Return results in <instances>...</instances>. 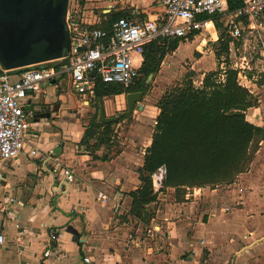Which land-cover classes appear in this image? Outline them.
<instances>
[{
	"label": "crops",
	"instance_id": "1",
	"mask_svg": "<svg viewBox=\"0 0 264 264\" xmlns=\"http://www.w3.org/2000/svg\"><path fill=\"white\" fill-rule=\"evenodd\" d=\"M81 1L83 21L95 25L115 12L128 11L129 17L138 10L144 18L162 13L159 0H94L90 4L100 14L90 8L93 0ZM242 24L250 34L264 31L246 17ZM18 70H10L12 80ZM244 79L247 84H241L258 99L246 118L264 130V75ZM42 87L44 92L29 93L26 99L31 129L25 149L2 167L0 230L6 242L0 247V264H264V135L247 171L217 186H225L223 190H161L154 184L157 199L148 205L149 224H143L129 213V193L141 185L138 170L152 142L158 108L153 107L154 127L139 112L142 116L127 133L132 140L121 142V149L102 161L97 158L109 152L105 146L94 155L79 150L88 125L78 124L79 107L91 105L95 97L69 95L63 91H68L66 83L55 78ZM104 108L107 116L111 106L105 102ZM37 146L53 150V159L71 168L76 180L66 182L50 162L30 156ZM7 197L21 203L9 213L1 211ZM152 226L156 232L149 236ZM47 251L49 256L44 255Z\"/></svg>",
	"mask_w": 264,
	"mask_h": 264
},
{
	"label": "trees",
	"instance_id": "2",
	"mask_svg": "<svg viewBox=\"0 0 264 264\" xmlns=\"http://www.w3.org/2000/svg\"><path fill=\"white\" fill-rule=\"evenodd\" d=\"M242 6V0H228L227 10L235 12ZM128 15V11L104 15L97 26L108 29L110 21ZM212 19H215L216 30L221 31L224 25L219 19ZM223 39L220 35L219 40ZM182 41L180 38H158L146 45L140 76L128 87L99 84L95 100L144 92L147 81L157 74L164 57L175 52ZM220 69L206 74L202 87L187 79L166 90L156 104L159 113L152 142L146 149L144 164L138 170L141 185L129 193L132 198L129 213L143 224H149L148 205L157 199L153 176L158 171L164 170L161 190L168 187L213 189L232 183L239 174L247 171L259 149L264 130L246 118V111L256 107L258 99L240 83L239 69L227 66L224 79L220 78ZM115 123H102L97 115L86 126L79 145L88 147L89 140L95 139V149L107 146ZM97 159L107 161L110 158L104 153Z\"/></svg>",
	"mask_w": 264,
	"mask_h": 264
},
{
	"label": "built area",
	"instance_id": "3",
	"mask_svg": "<svg viewBox=\"0 0 264 264\" xmlns=\"http://www.w3.org/2000/svg\"><path fill=\"white\" fill-rule=\"evenodd\" d=\"M243 6L235 12L227 10L228 0H159L162 13L155 18H144L138 10L129 17L112 20L108 29L83 21L81 0H68L65 29L69 37V49L55 61L24 67L17 79H11V71L0 63V181L4 179L2 167L17 159L24 151L31 129L26 99L29 93L44 92L43 84L53 78L66 83L68 90L80 96L94 98L99 84L131 85L139 76L144 47L158 38L185 41L196 33L216 29L215 19L224 25L234 39L242 36L243 18L264 26V0H242ZM126 94V93H125ZM29 155L50 162L51 170L72 183L75 172L53 159L54 151L31 149ZM164 170L154 179L161 187ZM106 200V198H104ZM17 202L7 197L1 211L12 212ZM156 232L150 227L147 234ZM6 242L0 230V247ZM50 251L45 252L49 256ZM85 262L90 259L85 257Z\"/></svg>",
	"mask_w": 264,
	"mask_h": 264
},
{
	"label": "rangeland",
	"instance_id": "4",
	"mask_svg": "<svg viewBox=\"0 0 264 264\" xmlns=\"http://www.w3.org/2000/svg\"><path fill=\"white\" fill-rule=\"evenodd\" d=\"M94 2V0L89 2V6H91L90 8H92L95 13L100 14V9H97L96 5L90 4ZM243 27V34L237 39L232 38L225 27L221 31L211 29L210 33L204 29L196 33L192 38H189V40L182 41V46L177 51L167 54L164 57L157 74L153 75L147 81L144 96L140 103L136 104L134 112L128 116L129 118L120 121L124 118L123 117L112 126L110 142L105 146L109 149V152L107 153L108 156L121 149L123 146L121 142L132 140L131 136H127V133L130 126L135 124L136 120H139V117L142 116L139 112L147 114L148 122L151 124V127H154L157 110L153 107L156 106L166 90L181 85L187 79H191L195 86L202 87L206 74L217 70L218 66L221 68L220 72L222 76L224 74L223 71L227 66L239 69L242 76L239 75V81L244 85L247 84L244 79L245 76H247V78L249 76V78L263 76L264 31L261 32L260 35L250 34L245 26ZM220 35L224 36L223 41L219 40ZM53 83V81L50 82V85H53ZM63 91L72 95L70 90L67 91L64 88ZM89 102L91 105L81 103L79 107V110H81L82 113L78 114L76 118L81 127H83V121L89 123L90 120L94 119L99 113V100H93L92 102H94V104H92L91 101ZM103 102L104 107L105 102H107L108 106H111V109L108 110L107 114L109 117L116 116L119 112L127 110L125 93L116 96H106L103 98ZM88 106L90 109L86 111L85 107ZM140 106H145V109H140ZM34 133L35 132L32 134ZM67 142H72V140L67 139ZM94 143L95 139H91L89 140L88 147L84 146V148L82 147V149L80 148L79 150H86L91 155H94V152L97 151L93 146ZM112 147L115 149H112ZM36 148L40 151H44V149L39 148V146ZM160 173L161 170L153 176V183L154 179L160 176ZM217 189L223 190L225 189V186Z\"/></svg>",
	"mask_w": 264,
	"mask_h": 264
},
{
	"label": "water",
	"instance_id": "5",
	"mask_svg": "<svg viewBox=\"0 0 264 264\" xmlns=\"http://www.w3.org/2000/svg\"><path fill=\"white\" fill-rule=\"evenodd\" d=\"M34 6L20 17L3 14L0 10V63L7 70L48 63L62 58L69 49V37L65 29L68 0H27ZM152 75L150 76V78ZM144 92L125 94L127 110L108 117L100 99L99 121L115 123L130 116Z\"/></svg>",
	"mask_w": 264,
	"mask_h": 264
},
{
	"label": "flooded vegetation",
	"instance_id": "6",
	"mask_svg": "<svg viewBox=\"0 0 264 264\" xmlns=\"http://www.w3.org/2000/svg\"><path fill=\"white\" fill-rule=\"evenodd\" d=\"M33 6L34 4L27 0H0V10L3 14L18 16L21 20L24 18V13H28L27 10L32 9Z\"/></svg>",
	"mask_w": 264,
	"mask_h": 264
},
{
	"label": "bare ground",
	"instance_id": "7",
	"mask_svg": "<svg viewBox=\"0 0 264 264\" xmlns=\"http://www.w3.org/2000/svg\"><path fill=\"white\" fill-rule=\"evenodd\" d=\"M208 29L211 30V26L210 25L208 26Z\"/></svg>",
	"mask_w": 264,
	"mask_h": 264
}]
</instances>
